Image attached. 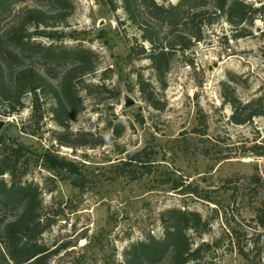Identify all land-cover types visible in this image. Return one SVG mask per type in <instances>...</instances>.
I'll list each match as a JSON object with an SVG mask.
<instances>
[{
	"label": "rangeland",
	"instance_id": "1",
	"mask_svg": "<svg viewBox=\"0 0 264 264\" xmlns=\"http://www.w3.org/2000/svg\"><path fill=\"white\" fill-rule=\"evenodd\" d=\"M72 2L66 22L48 28L63 32V40L43 36L38 41L82 44L96 53V69L81 83L83 110L62 127L48 92L39 102L38 123L31 118L32 94L11 116L3 115L0 103V118L6 120L0 138L9 147L24 145L18 168L20 173L27 168L23 180L42 191L41 219L49 226L39 243L50 252L46 264H124L131 243L163 235L160 218L174 208L199 212L207 222L204 231L190 232L196 245L211 244L199 264H250L238 245L264 264V226L257 219L258 209L264 213V156L257 155L264 150V115L236 124L223 99L224 83L242 101L264 99V16L243 38H234L232 25L220 21L205 41L179 54L166 79L158 81L147 59L130 55L133 27L118 24L102 0ZM25 7L51 9L46 0L21 1L0 17V25ZM116 14L125 19L122 9ZM25 62L42 68L55 84L65 71L41 59ZM139 74L153 101L140 91ZM127 97L134 101L130 106ZM82 133L90 143L68 144ZM44 154L73 162L78 173L49 169ZM134 154L142 161L132 159ZM28 155L33 156L24 168ZM78 179L82 186L75 184ZM175 180L183 187L174 190ZM13 213L0 206V225Z\"/></svg>",
	"mask_w": 264,
	"mask_h": 264
},
{
	"label": "trees",
	"instance_id": "2",
	"mask_svg": "<svg viewBox=\"0 0 264 264\" xmlns=\"http://www.w3.org/2000/svg\"><path fill=\"white\" fill-rule=\"evenodd\" d=\"M21 1L25 0H0V17ZM46 1L51 9L25 7L8 24L0 25V103L5 105L3 115L11 116L23 107L24 96L32 94L31 118L38 123L42 118L39 102L42 95L48 92L53 99L55 121L66 127L83 110L81 83L86 75L95 71L97 55L82 44L44 45L38 41L43 36L62 41L63 32L50 29L64 24L74 10L72 0ZM102 1L108 5L118 24L123 26L128 23L136 31L132 36L135 44L130 45V55L147 59L158 81L166 79L172 62L179 54L185 55L196 44L205 41L208 30L220 21L232 25L236 30L234 38H243L251 34L250 27L255 19L264 16V4L255 7L246 0H178L168 4L158 3L157 0ZM119 9L124 11L125 19L116 14ZM145 44L149 46L145 47ZM28 58L64 66L60 82L55 84L49 80L42 68L26 65ZM138 84L140 91L153 101L148 83L140 74ZM228 88L229 85L224 83L223 99L231 106L232 122L244 124L264 115L263 98L242 101L237 95L227 92ZM202 123L205 125V121ZM200 131L205 134L204 129ZM87 135L79 134L76 143L68 144H88L90 142L85 140ZM24 149V145L9 147L0 138V206L16 211L12 218L0 225V264H46L50 256L46 246L39 243V237L49 226L41 219L42 191L33 181L23 180L27 171L25 167L30 164L33 155H28L23 161L26 164L24 172L20 173L18 168ZM257 155L264 156V150ZM138 157L139 154H134L132 159L142 161ZM42 158L49 169L78 173L74 163L64 158L51 154H44ZM6 174L10 177L9 181L5 179ZM75 181L76 185H83L82 180ZM181 186L174 181V190ZM204 198L208 200V197ZM257 219L264 226L262 209H258ZM160 220L163 235L156 237L150 234L131 243L124 252V264H199L204 248L211 247L207 242L196 245L190 235L191 231L206 229L207 222L201 214L174 208L163 213ZM238 247L241 256L250 264H262L240 245Z\"/></svg>",
	"mask_w": 264,
	"mask_h": 264
},
{
	"label": "water",
	"instance_id": "3",
	"mask_svg": "<svg viewBox=\"0 0 264 264\" xmlns=\"http://www.w3.org/2000/svg\"><path fill=\"white\" fill-rule=\"evenodd\" d=\"M133 103H134V101L131 98H129V97L126 98V106H130ZM5 124H6V120L0 118V132L3 129V127L5 126Z\"/></svg>",
	"mask_w": 264,
	"mask_h": 264
}]
</instances>
